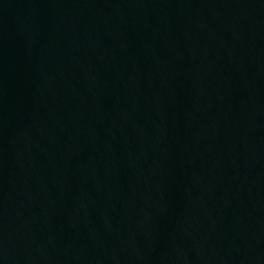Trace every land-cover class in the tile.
<instances>
[{
    "label": "water",
    "instance_id": "1",
    "mask_svg": "<svg viewBox=\"0 0 264 264\" xmlns=\"http://www.w3.org/2000/svg\"><path fill=\"white\" fill-rule=\"evenodd\" d=\"M0 264H264V0H0Z\"/></svg>",
    "mask_w": 264,
    "mask_h": 264
}]
</instances>
